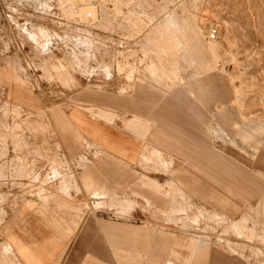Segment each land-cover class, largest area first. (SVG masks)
<instances>
[{
	"label": "rangeland",
	"instance_id": "374dc122",
	"mask_svg": "<svg viewBox=\"0 0 264 264\" xmlns=\"http://www.w3.org/2000/svg\"><path fill=\"white\" fill-rule=\"evenodd\" d=\"M77 89H178L179 105L163 97L154 125L175 150L146 146L147 163H122L125 175L72 124L66 111L81 106L69 96ZM36 95L48 98L45 109ZM100 157L102 203L39 188L50 170L54 189L78 192L72 161L83 172ZM135 170L163 183L160 191L140 186ZM177 175L181 190L165 184ZM19 198L44 200L42 213L65 219L55 229L74 234L54 264H201L191 238L208 245L203 264H264V0H0V264L39 259L7 238L15 233L2 204L11 201L17 224ZM127 198L137 205L114 204ZM227 200L236 208L223 209ZM102 222L134 225L142 251L130 238L116 244ZM151 240H166L159 255L147 253Z\"/></svg>",
	"mask_w": 264,
	"mask_h": 264
},
{
	"label": "crops",
	"instance_id": "0c3cea01",
	"mask_svg": "<svg viewBox=\"0 0 264 264\" xmlns=\"http://www.w3.org/2000/svg\"><path fill=\"white\" fill-rule=\"evenodd\" d=\"M119 90L120 89H77L69 96L75 101H79L80 99L82 104L79 107L75 105L68 107L66 113L69 115L72 124L81 131L86 143H90L96 147L95 149L93 147L95 156L99 149L100 151L102 150L104 153L113 156L112 159L115 161V164L123 170L125 175L130 176L122 163L136 167L147 163L140 161V154L146 146H150L163 153L167 150H175V145L170 143V141L165 143L161 142L163 140L161 134L154 128V125H157L155 113L156 107H160L163 97L170 95V98H172L170 101L175 102L177 105H179L181 97L178 96V89H175V96H172L171 93L166 94L162 89H136L135 91L134 89H123L121 93H119ZM161 92L164 93L162 96L160 94ZM23 93L25 94V92ZM126 93H128V95H126ZM47 101L48 98L36 95L34 103L41 109H45L46 105L49 103V101ZM89 110H92L94 114L90 113ZM191 110L194 117L203 127L201 117L202 112L198 105L195 109L192 108ZM96 113H98V115ZM59 127H63V124L62 126L59 125ZM146 127L149 128V131L145 134L144 128ZM210 133L213 136L211 131ZM155 140L158 141V144H153L155 143ZM211 147L212 150L219 152L213 148L212 145ZM97 148L99 149L97 150ZM168 156L174 158L172 152H170ZM95 162L96 166L93 169L86 168L81 172V169L75 167V163L72 161L73 169L76 170L77 173L82 174V184L79 182L77 185L79 187L78 192L73 188H66V192L59 191L58 189H54L56 188V185L52 187L53 189L46 187V193L56 190L63 199L71 200L73 197H76L75 201L77 202L81 200H89L90 206L92 207L93 204L102 203L105 197L101 196H106L107 191L109 190L107 180L102 176L103 170L105 169L104 164H106V158L100 157V159ZM207 165L209 164L206 163V166ZM210 167L213 168L215 166L210 165ZM182 171L186 174L189 172L186 169ZM131 176L139 183V185L144 184L147 187H151L156 192L160 191V187L163 185V183L157 180V178L136 170L134 174L131 173ZM176 179L179 182V185L175 183ZM165 184H168L170 188L174 186L177 190H181V186H186V183L183 182L178 175L175 178L166 180ZM91 190L97 192L100 196H93L91 192H89ZM127 199L128 200H125L124 202L118 203L114 200L113 201L115 205L121 204L122 206L120 209L122 210L130 207L133 208L137 205V201L129 198ZM62 201L65 202L60 199V202ZM16 202V209L18 210L17 224L12 221L13 213L10 208L12 205L11 201L2 204L4 211L6 212L4 221L10 224L11 229L15 233V235H9L7 238L13 240L17 247L21 248L23 245L30 246V253L39 257V259L34 258L35 264H54L53 262L56 259L62 261L66 254V248L68 247L66 246V239L74 236V234L71 233V229V234L68 235L61 234L60 227L58 226L56 228L59 230L55 229V223H53L55 219L66 226L63 222L65 220L64 217L57 215L55 210H49L47 213H42L40 207H44V200L40 201V199L33 200L31 198H19ZM106 203H108L107 200ZM173 203L175 202L173 201ZM173 208L177 209L178 204L173 205ZM222 208L235 209L236 206L229 205L227 200L222 204ZM213 211L220 213L216 210ZM101 224L102 231L106 232L107 236L112 238L116 244L126 247L129 244L128 238H130L132 242L131 248L136 252L142 251V247L138 242V238H141V236L139 234L134 235V225L120 222H102ZM17 226L23 229V231L20 232ZM61 238H64L65 240H62ZM165 241L166 240H151L147 244V253L151 256L159 255L163 249ZM189 242L195 252L198 253L197 259L195 258L193 263L199 262L203 264L204 259H206L208 255V245L204 244L203 240H200V238H191ZM59 246H61V250H58ZM23 263L28 264L27 262Z\"/></svg>",
	"mask_w": 264,
	"mask_h": 264
},
{
	"label": "built area",
	"instance_id": "2783aa9c",
	"mask_svg": "<svg viewBox=\"0 0 264 264\" xmlns=\"http://www.w3.org/2000/svg\"><path fill=\"white\" fill-rule=\"evenodd\" d=\"M47 174H48V177H49V181L45 182L44 185H40L39 184V188L46 189V187H50V186H53V185H57L58 186V177L57 176H54V173L51 172L50 170L47 171ZM39 177H40V175H39ZM34 188L32 187V189H34ZM35 189H37V188H35ZM25 194H27V193H25Z\"/></svg>",
	"mask_w": 264,
	"mask_h": 264
}]
</instances>
